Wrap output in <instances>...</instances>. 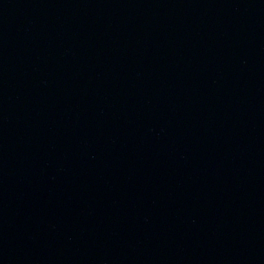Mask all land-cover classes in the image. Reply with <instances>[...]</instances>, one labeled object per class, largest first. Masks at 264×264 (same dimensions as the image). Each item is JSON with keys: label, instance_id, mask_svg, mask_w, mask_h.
<instances>
[{"label": "water", "instance_id": "water-1", "mask_svg": "<svg viewBox=\"0 0 264 264\" xmlns=\"http://www.w3.org/2000/svg\"><path fill=\"white\" fill-rule=\"evenodd\" d=\"M0 264H264V0H0Z\"/></svg>", "mask_w": 264, "mask_h": 264}]
</instances>
